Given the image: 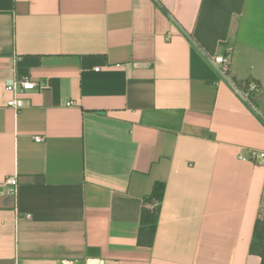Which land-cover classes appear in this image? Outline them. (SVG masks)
Returning <instances> with one entry per match:
<instances>
[{
  "label": "crops",
  "instance_id": "obj_1",
  "mask_svg": "<svg viewBox=\"0 0 264 264\" xmlns=\"http://www.w3.org/2000/svg\"><path fill=\"white\" fill-rule=\"evenodd\" d=\"M221 53L261 85L255 106L211 62ZM23 78L37 87L15 111L6 85ZM252 149L264 0H0V264H263L264 164L239 158Z\"/></svg>",
  "mask_w": 264,
  "mask_h": 264
},
{
  "label": "built area",
  "instance_id": "obj_2",
  "mask_svg": "<svg viewBox=\"0 0 264 264\" xmlns=\"http://www.w3.org/2000/svg\"><path fill=\"white\" fill-rule=\"evenodd\" d=\"M211 62L219 69L220 73L232 83L241 97L249 104L255 106V100L262 90L259 82L256 80H250L245 81V83L241 85L235 81L230 74L231 57L229 54H217L211 57ZM6 87L13 93V96L8 100V105L15 111H19L25 105L23 94H25L28 90L35 89L37 87V83L30 78L12 79L7 83ZM35 139L37 141H42L43 137L36 136ZM239 158L242 160H250L257 164H264V151L252 149L249 155L241 154ZM4 184L9 192L15 193L19 185V179L16 175L10 176L7 177ZM156 205L157 203H152L151 207L154 208ZM63 264L74 263L66 260Z\"/></svg>",
  "mask_w": 264,
  "mask_h": 264
},
{
  "label": "trees",
  "instance_id": "obj_3",
  "mask_svg": "<svg viewBox=\"0 0 264 264\" xmlns=\"http://www.w3.org/2000/svg\"><path fill=\"white\" fill-rule=\"evenodd\" d=\"M238 83L242 85L245 82ZM165 190V183H157L147 201V205L151 203H157V205L154 208L146 206L143 210L139 234V243L141 244L152 246L154 243L161 202L164 198ZM250 252L259 255L264 264V207L259 210L255 222L253 238L250 244Z\"/></svg>",
  "mask_w": 264,
  "mask_h": 264
}]
</instances>
